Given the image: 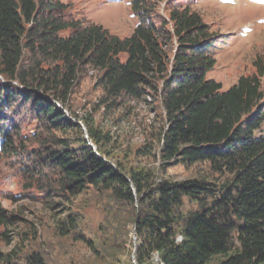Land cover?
Wrapping results in <instances>:
<instances>
[{
  "label": "trees",
  "instance_id": "16d2710c",
  "mask_svg": "<svg viewBox=\"0 0 264 264\" xmlns=\"http://www.w3.org/2000/svg\"><path fill=\"white\" fill-rule=\"evenodd\" d=\"M143 3L132 0L139 23L122 38L97 23L70 19L62 0H0V76L8 81H0V160L18 156L23 169L42 179L47 195L94 187L138 204L131 213L138 264H264V135H256L264 121V60L257 57L255 73L221 91L222 83L206 76L216 63L217 36L201 14L171 7L170 22L158 26ZM173 37L178 45L169 55L163 46ZM84 64L102 71L98 84L112 99L108 108L124 95L140 98L145 88L157 89L164 164L207 162L220 176L156 183L145 165L119 171L100 157L75 120L104 154L108 133L95 129L92 118H68L57 104L67 106ZM19 114L35 120L38 150L15 143ZM154 149L145 144L137 155L149 158ZM10 224L0 201V242L11 244ZM63 224L60 234H70L72 218ZM15 254L0 251V264H49L38 250L23 260Z\"/></svg>",
  "mask_w": 264,
  "mask_h": 264
},
{
  "label": "rangeland",
  "instance_id": "374dc122",
  "mask_svg": "<svg viewBox=\"0 0 264 264\" xmlns=\"http://www.w3.org/2000/svg\"><path fill=\"white\" fill-rule=\"evenodd\" d=\"M69 3L67 16L82 24L97 23L112 34L130 36L137 24L138 16L133 12L132 0H62ZM147 16L156 23L170 22V8L186 6L201 14L203 20L215 33L216 45L213 54L214 67L207 71L208 78L222 83L221 91H228L242 75L257 71L256 58L264 60V2L258 0H143ZM172 23L168 28L172 31ZM159 26V23H158ZM73 29L61 31L67 36ZM163 48L169 55L175 53L178 45L173 37ZM126 61L127 54H121ZM102 71L87 64L82 65L78 80L73 86L66 107H58L70 119L74 115L93 120L95 129L101 134L108 133L111 142L102 147L104 154L92 142L88 128L80 122L85 139L117 168L131 169L146 166L155 173L156 183L163 180L208 179L214 181V174L207 162L192 165L177 163L164 164L159 154L158 128L162 126L159 113L160 96L155 88H145L140 98L124 95L116 105H108L112 99L106 97L98 84ZM0 81H8L0 76ZM21 90L23 85L14 82ZM156 85L158 83L155 82ZM264 89V77L262 78ZM41 91V90H40ZM42 94V92H39ZM20 95L16 100H21ZM49 97V96H47ZM106 97V98H105ZM50 99H53L49 97ZM105 98V100H104ZM31 104H28L30 106ZM35 104L30 106L34 111ZM22 117V118H21ZM20 127L15 143L22 141L27 151L38 150L41 142L36 139V123L31 117L17 116ZM62 136L61 131H55ZM54 132V133H55ZM75 133L68 132L71 138ZM64 135V134H63ZM264 135V121L256 131ZM51 137H54L53 135ZM154 141V142H152ZM152 144L154 155L138 157L137 150L145 144ZM18 156L0 160V201L6 214L11 218L9 238L11 244L0 242V251L16 252V259L23 260L32 251H41L49 264H138L135 252V227L131 213L139 208L117 197L110 190L87 187L80 193L70 191L50 192L42 189L45 184L36 174L23 169ZM34 176V177H33ZM196 204L186 203L187 208ZM72 218L74 227L68 235H62L61 225ZM4 226L0 231H4ZM138 240V237H137ZM138 242V241H137ZM18 255V256H17Z\"/></svg>",
  "mask_w": 264,
  "mask_h": 264
},
{
  "label": "built area",
  "instance_id": "2783aa9c",
  "mask_svg": "<svg viewBox=\"0 0 264 264\" xmlns=\"http://www.w3.org/2000/svg\"><path fill=\"white\" fill-rule=\"evenodd\" d=\"M137 237H138V236L136 235V231H135L134 239H135L136 243H137V241H138V240H137Z\"/></svg>",
  "mask_w": 264,
  "mask_h": 264
},
{
  "label": "snow or ice",
  "instance_id": "6c2138e0",
  "mask_svg": "<svg viewBox=\"0 0 264 264\" xmlns=\"http://www.w3.org/2000/svg\"><path fill=\"white\" fill-rule=\"evenodd\" d=\"M258 2H264V0H258Z\"/></svg>",
  "mask_w": 264,
  "mask_h": 264
},
{
  "label": "water",
  "instance_id": "95a60500",
  "mask_svg": "<svg viewBox=\"0 0 264 264\" xmlns=\"http://www.w3.org/2000/svg\"><path fill=\"white\" fill-rule=\"evenodd\" d=\"M78 123H80V122H78ZM81 124V123H80Z\"/></svg>",
  "mask_w": 264,
  "mask_h": 264
}]
</instances>
